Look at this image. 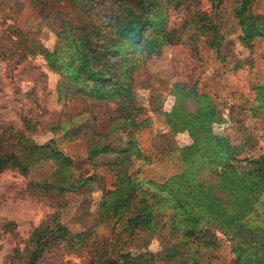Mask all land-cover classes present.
Wrapping results in <instances>:
<instances>
[{
  "label": "rangeland",
  "instance_id": "rangeland-1",
  "mask_svg": "<svg viewBox=\"0 0 264 264\" xmlns=\"http://www.w3.org/2000/svg\"><path fill=\"white\" fill-rule=\"evenodd\" d=\"M131 1L0 0V137L56 140L64 152L28 174L0 173V264L260 258L178 190L196 171L199 181L214 184L201 169L203 120L219 121L215 132L228 140L227 157H264V0L247 7L241 0H182L179 9L150 0L145 30L125 39L109 62L117 80L106 89L75 80L81 56L73 43L100 51L112 27L137 18ZM124 108L136 115L134 125ZM176 113L185 118L184 133H175ZM100 147L107 151L91 159ZM184 148L196 169L175 179L186 172ZM131 180L141 183L133 195L149 203L127 199ZM187 203L193 208L185 211ZM148 209L157 225L145 224ZM250 218L264 226V192ZM195 221L201 227L193 235Z\"/></svg>",
  "mask_w": 264,
  "mask_h": 264
},
{
  "label": "trees",
  "instance_id": "trees-1",
  "mask_svg": "<svg viewBox=\"0 0 264 264\" xmlns=\"http://www.w3.org/2000/svg\"><path fill=\"white\" fill-rule=\"evenodd\" d=\"M252 0H241L244 7L251 4ZM146 2L148 5H146ZM137 3V18L132 21H122L118 27H112L113 32L107 34V41L101 45V50L91 49L87 51L86 46L81 41V44L73 43V47L76 51H79L81 58H79L80 66L72 73L75 80L92 81L97 86H101L106 89L110 82L117 80L116 68L109 64L110 60L119 56L118 49L124 46V40L134 33L144 31L147 24L146 19L152 12L153 4L150 0H137L131 1L130 4ZM168 5L173 6L175 9H179L184 5L182 0H169ZM103 43V42H102ZM86 75V78L84 77ZM94 90L91 89V92ZM82 94H86L82 92ZM121 95V94H120ZM117 95V98L120 97ZM117 98L112 99L113 102L117 101ZM111 100V101H112ZM128 108H124V116L128 117L127 120H132L131 125L136 123L134 118L136 115L130 112L126 113ZM171 122L176 134L184 133L187 131L186 125H184L185 118L176 113ZM219 124L218 120H203L199 126L200 130L206 133L204 142L203 156L206 159L201 169L209 172V175L213 177L214 184L207 185L202 181H199L197 175L199 172H193L191 174V181L186 180L183 184L184 189H179L178 193H189L190 201L193 207H197L205 213L209 212L211 218L215 221L214 226L219 227L224 235L228 234L236 242L237 246H245L247 248L255 249V255H259L260 258L254 264H259L264 261V226L262 223L253 221L250 218L253 209L262 197L264 192V157L261 159H236L226 156V149L230 152L228 140L215 132V126ZM75 132L72 131L71 137H74ZM68 134V136H69ZM6 151H4V149ZM181 150V163L186 166V172L192 171L195 168L193 163L190 162L192 155L190 149L184 148ZM193 149V148H192ZM104 147L96 148L91 151V159H94L99 154L106 152ZM64 156L63 149L60 147V143L56 140H51L46 143L40 144L32 140L27 139L24 133L13 134L9 142L3 137H0V173L5 169H15L23 174H28L30 168L53 156ZM198 170V169H197ZM184 172L182 175L176 176L175 179L183 177L186 178ZM131 189L128 193L129 200H137L140 198V203L147 204L146 195L134 196V189L137 187L135 180L130 181ZM174 192V190H171ZM185 193V194H186ZM221 194L223 197H221ZM191 206L187 203L185 206H181L185 211ZM191 206V208H193ZM147 221H144L146 225L153 226L158 224L156 220L157 215L153 210H146ZM149 211V212H148ZM193 215L192 213H190ZM189 220H194L189 216ZM201 225L195 221L193 229L189 230L190 234H196L200 230ZM196 241V240H195ZM194 241V242H195ZM126 259V264H130L129 256L123 257ZM134 261V260H132ZM136 264V263H135ZM144 264H150L149 261Z\"/></svg>",
  "mask_w": 264,
  "mask_h": 264
}]
</instances>
